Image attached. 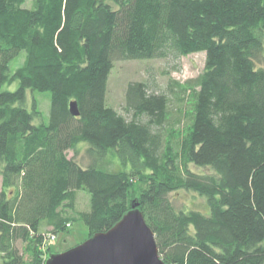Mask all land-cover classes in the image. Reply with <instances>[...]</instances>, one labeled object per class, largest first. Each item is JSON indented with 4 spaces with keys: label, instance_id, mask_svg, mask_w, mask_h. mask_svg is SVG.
I'll list each match as a JSON object with an SVG mask.
<instances>
[{
    "label": "trees",
    "instance_id": "trees-1",
    "mask_svg": "<svg viewBox=\"0 0 264 264\" xmlns=\"http://www.w3.org/2000/svg\"><path fill=\"white\" fill-rule=\"evenodd\" d=\"M31 1L0 0V264H46L51 234L82 218L90 238L135 203L167 264H264V0ZM203 51L183 132L164 130L170 100L145 82L127 86L130 119L107 102L117 60ZM29 90L51 94L48 121ZM82 144L86 166L69 157ZM180 189L209 212L175 207Z\"/></svg>",
    "mask_w": 264,
    "mask_h": 264
},
{
    "label": "rangeland",
    "instance_id": "rangeland-1",
    "mask_svg": "<svg viewBox=\"0 0 264 264\" xmlns=\"http://www.w3.org/2000/svg\"><path fill=\"white\" fill-rule=\"evenodd\" d=\"M110 2V0H106ZM32 5V1L28 0L27 6ZM26 53L21 51L18 57L14 58L11 63V71L14 72L20 65L23 64ZM205 51L192 52V54L182 55L180 58H149V59H128L117 60L115 62L112 72L109 76L107 102L109 105L120 112L126 118L130 119L132 113L124 110L126 104L125 96L126 89L130 82H145L150 91L156 93H165L170 100L168 107V118L166 120L165 129L168 131L177 130L183 132L187 124L190 122V113L194 105L196 91L199 90L195 80L203 73L206 64ZM257 66L264 67V55L261 54L256 61ZM19 86L18 82L5 85L4 88L15 90ZM29 105L33 98L38 99L40 110L43 113L44 120L48 121L50 118L51 109V94L48 91H28ZM37 123L39 121H36ZM82 144L79 147L78 153L73 150L69 151V157L74 156L83 166L90 162V157L87 154V145ZM116 162H119L116 159ZM196 173L208 174L212 173L210 167L191 165ZM137 192L144 187L142 182H136ZM2 182L0 179V189ZM89 194L85 191H79L76 196L77 211L89 209ZM175 207L188 211L189 209L200 210L204 213L209 212L207 198L196 191L187 189H180L169 194ZM76 215V212L74 213ZM22 217V215H20ZM51 227H44L43 231L48 232ZM89 229L83 219H76L70 225L68 232H60L57 235V240L50 243L54 252H63L71 249L89 238ZM16 247L23 252L25 244L18 240L15 243ZM46 248V247H44ZM25 261L31 260L30 257L25 256ZM2 259L0 258V262Z\"/></svg>",
    "mask_w": 264,
    "mask_h": 264
},
{
    "label": "water",
    "instance_id": "water-1",
    "mask_svg": "<svg viewBox=\"0 0 264 264\" xmlns=\"http://www.w3.org/2000/svg\"><path fill=\"white\" fill-rule=\"evenodd\" d=\"M79 114L78 103H70ZM139 203L108 231L96 233L69 250L52 253L46 264H167Z\"/></svg>",
    "mask_w": 264,
    "mask_h": 264
},
{
    "label": "built area",
    "instance_id": "built-area-1",
    "mask_svg": "<svg viewBox=\"0 0 264 264\" xmlns=\"http://www.w3.org/2000/svg\"><path fill=\"white\" fill-rule=\"evenodd\" d=\"M57 240V235H55V234H51L50 236H49V238L46 240V242H45V246L44 247H49V245H51L50 243H53V242H55Z\"/></svg>",
    "mask_w": 264,
    "mask_h": 264
}]
</instances>
